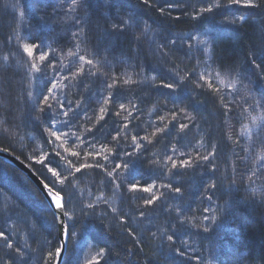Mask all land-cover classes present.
I'll return each instance as SVG.
<instances>
[{
    "label": "trees",
    "instance_id": "obj_1",
    "mask_svg": "<svg viewBox=\"0 0 264 264\" xmlns=\"http://www.w3.org/2000/svg\"><path fill=\"white\" fill-rule=\"evenodd\" d=\"M252 3L0 0V148L62 198L63 264H264ZM0 233V264H55L51 206L2 159Z\"/></svg>",
    "mask_w": 264,
    "mask_h": 264
},
{
    "label": "water",
    "instance_id": "obj_2",
    "mask_svg": "<svg viewBox=\"0 0 264 264\" xmlns=\"http://www.w3.org/2000/svg\"><path fill=\"white\" fill-rule=\"evenodd\" d=\"M0 159L13 164L20 171H22L34 183V185L39 189V191H41V193L46 197L48 204L51 206L55 214L59 227L60 250L56 257L55 264H63V258L68 250L69 231L62 198L59 196L61 202L60 207H57L51 197L52 195L54 196L57 193L53 189H51L27 163L19 159L14 154L0 148Z\"/></svg>",
    "mask_w": 264,
    "mask_h": 264
},
{
    "label": "snow or ice",
    "instance_id": "obj_3",
    "mask_svg": "<svg viewBox=\"0 0 264 264\" xmlns=\"http://www.w3.org/2000/svg\"><path fill=\"white\" fill-rule=\"evenodd\" d=\"M231 3L239 4V3H240V0H231ZM247 6H252V7H254V6H256V5L252 3V0H247ZM204 11L211 12L212 9H211V8H207V9H204ZM26 51H28L29 54H31V49L28 48L27 46H26ZM41 59H44V57L42 56ZM81 59H83V57H81ZM88 63L91 64L92 61H88ZM168 87L171 88L172 85H168ZM65 114H66V113H65ZM182 127H183V126H182ZM134 139H135V138H134ZM203 159H204V160H207L208 157L205 156V157H203ZM175 167H176V165L173 164V168H175ZM77 171H79V169H77ZM109 175H110V174H109ZM133 187H135V186H133ZM145 190H146V191H150V189H145ZM174 191H175L176 193H180V192H181V189H180L179 187H177V188L174 189ZM54 199L56 200V206H57V207H60L59 193L56 194V196L54 197ZM155 199H159V197H156ZM155 199L148 200V201H146V203H148V204H153V203H155ZM0 235H2V233H0ZM169 239H171V237H169ZM9 247H10V245H9Z\"/></svg>",
    "mask_w": 264,
    "mask_h": 264
},
{
    "label": "bare ground",
    "instance_id": "obj_4",
    "mask_svg": "<svg viewBox=\"0 0 264 264\" xmlns=\"http://www.w3.org/2000/svg\"><path fill=\"white\" fill-rule=\"evenodd\" d=\"M3 150H5V149H3ZM7 151V150H6ZM9 152V151H8ZM11 153V152H10ZM13 154V153H12ZM56 195H52L51 197H52V200H53V202L56 204V200L54 199V197H55ZM46 198V197H45ZM59 202H61V200H60V197H59ZM66 221H67V217H66ZM58 224V223H57ZM67 225H68V221H67ZM58 229H59V227H58ZM68 231H69V227H68ZM69 240H70V234H69V239H68V247H69ZM60 250V249H59ZM67 252H68V250H67ZM66 255H67V253H66ZM66 255L64 256V260H65V258H66ZM56 262V261H55ZM64 262V261H63Z\"/></svg>",
    "mask_w": 264,
    "mask_h": 264
}]
</instances>
